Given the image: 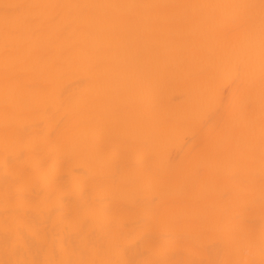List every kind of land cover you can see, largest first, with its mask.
<instances>
[{"label": "bare ground", "instance_id": "6f19581e", "mask_svg": "<svg viewBox=\"0 0 264 264\" xmlns=\"http://www.w3.org/2000/svg\"><path fill=\"white\" fill-rule=\"evenodd\" d=\"M0 264H264V0H0Z\"/></svg>", "mask_w": 264, "mask_h": 264}]
</instances>
